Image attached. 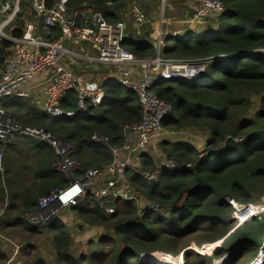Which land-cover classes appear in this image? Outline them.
Wrapping results in <instances>:
<instances>
[{"label": "trees", "instance_id": "16d2710c", "mask_svg": "<svg viewBox=\"0 0 264 264\" xmlns=\"http://www.w3.org/2000/svg\"><path fill=\"white\" fill-rule=\"evenodd\" d=\"M220 1L225 12L218 19L217 31L207 28L194 33L199 35L186 33L183 41H175L163 50L167 58L219 57L208 68L207 73L211 74L206 73L197 81H157L152 87L157 97L175 112L163 119L165 128L207 131L203 153L188 144L162 142L165 159L173 160L178 170H162L152 183L136 172L128 177L148 203L164 208L162 214L139 210L133 202H116L115 213L110 216L95 200L85 203L84 208L83 202L71 207L85 222L113 231L95 243L88 242V255L70 251L72 239L65 224L57 218L44 227L18 223L17 227L28 233L42 230L57 264H106L108 261L109 264H143L142 254L145 258H152L155 252L178 256L188 248L189 238H196L198 248L220 241L221 247L210 257L185 252L184 264H210L213 258L224 256L232 264H238L234 262L237 259L247 264L259 251L264 256V216L253 217L236 227L233 209L227 200L245 206L261 203L259 199L264 197V53L258 51L264 49V0ZM126 3L127 0H68L70 8L99 11L112 23L120 20L118 14ZM17 23L18 27L12 31L15 37L21 35L20 17ZM146 40L134 42L127 38L124 47L136 58L153 57L154 50ZM8 47V43L0 42V68ZM105 94L108 103L105 109L89 108L73 118L50 120L38 113L33 104L19 98L7 100L4 107L15 110L24 126L45 129L71 144V154L82 162V168L100 167L111 161L109 151L105 147H93L88 137L93 133L104 134L112 146L121 147V126L137 124L141 119L140 104L134 93L120 86H108ZM251 95L259 98L258 107L251 105ZM75 100L69 93L61 105L75 109ZM25 147V155L18 156L17 161L11 157L3 161L0 174V194H4L2 181L7 180L14 199L20 198L22 215L34 214L36 211H31L38 208L40 198L68 185L67 179L52 171V151L44 153L31 141ZM28 152L38 157L34 158L38 164L31 178L27 177L31 172ZM21 158L22 165L18 163ZM140 160L144 170L154 169L148 154H142ZM186 164L191 167L185 168ZM45 174L40 187L38 180ZM75 174L80 176L82 171L78 169ZM26 180L34 191L30 194L25 189L19 192ZM26 244V251L38 248ZM38 254L30 255L29 264H46ZM166 262L172 264L173 258Z\"/></svg>", "mask_w": 264, "mask_h": 264}, {"label": "built area", "instance_id": "2783aa9c", "mask_svg": "<svg viewBox=\"0 0 264 264\" xmlns=\"http://www.w3.org/2000/svg\"><path fill=\"white\" fill-rule=\"evenodd\" d=\"M24 1L26 0H0V42L9 44L0 68V146L4 148L23 138L45 143L54 151L52 168L70 180L65 187L52 190L47 196L40 198L38 211L25 214L23 221L29 225L44 227L57 218L61 210L76 206L86 197L93 198L109 216L115 213L116 202H133L140 204L141 208L162 214L158 204L139 202L141 193L130 186L128 171L136 172L141 169L140 156L149 154L152 141L157 144L168 141L176 143L179 139L189 141L197 139V136L194 131L189 130L177 133L166 131L162 121L175 112L169 104L157 97L153 84L160 80L197 81L207 73L213 59L219 57L164 56L161 51L162 41L184 36L181 33L162 36L167 13L173 12V4L182 0H155L157 21H150L152 33L143 32V25L151 17L147 15L151 6L146 5L145 0H136L125 11V15H130L133 19L134 42L146 38L151 46L154 43L153 57L145 59L134 57L124 47L125 40L132 35L128 32V23L123 19L108 22L99 11L70 8L68 0H52L49 6V0H28L29 9L24 13ZM224 12L220 0H198L193 9L192 20L196 25L205 27L196 30L197 32L186 33H199L207 28L217 31L218 19ZM19 17L23 27L21 35L15 37L12 31L16 29ZM258 51L264 53V49ZM42 74L44 76L38 78ZM89 75L100 78L94 80L88 78ZM108 83L136 95L141 119L137 124L121 126V147L112 146L110 138L104 134L93 133L88 137L90 144L100 145L109 151L111 161L100 167L91 165L82 168L81 162L71 154V144L45 129L24 126L17 115L4 107L7 100L19 98L33 104L37 111L47 117L73 118L76 113H84L89 108H103V102L107 101L105 84ZM69 93L76 99L75 109H65L61 105ZM1 167L2 153L0 169ZM190 167V164L185 165V168ZM78 169L82 171L80 176L74 174ZM165 169L176 171L178 166L165 159L159 166H154L152 171L142 168L141 177L152 183ZM105 174L113 176L104 184L98 185ZM228 201L236 208L237 205L232 200ZM260 213H264V204L254 215H243V219L256 217ZM207 247L210 245L201 246L200 253L197 254L201 256L210 251ZM261 255L263 253L259 251L251 264H263L264 257ZM14 264L18 262L15 261Z\"/></svg>", "mask_w": 264, "mask_h": 264}, {"label": "rangeland", "instance_id": "374dc122", "mask_svg": "<svg viewBox=\"0 0 264 264\" xmlns=\"http://www.w3.org/2000/svg\"><path fill=\"white\" fill-rule=\"evenodd\" d=\"M127 1H128V5L124 8V10H122V12H120L118 14V16H119L120 19H123L126 23H128V27H127L128 28V32L131 33V35H132V37L130 38V40H133L134 41V40H136V38L133 35V33H135V27H134L133 19H132V17L130 15H127L126 16L125 15V13H126L125 11H127V9L130 6V4L131 3H135L136 0H127ZM197 2H198V0H182L181 2H175L173 4L174 11L173 12H168L167 13V16L164 19L165 22H164V28L162 29V36L165 35V34H168V33H181V34H184V36L178 37V38L167 39V40L162 41L161 44L163 46V49L161 51L167 49L175 41H178V40L183 41V39L185 38V35H186V32L187 31H189V32H197L196 30L203 29V27H205L203 25H196L193 22V20H192L193 9H194V6L197 5ZM145 4L151 6V8L149 9V11H147V15H151V17L150 18H147V23H145L143 25V32L150 31L152 33V25H151L150 21L152 23H156V21H157V5L155 3V0H145ZM28 9H29V7H28V0H26L23 3L22 11L25 13V12H28ZM171 15H173V16H171ZM17 24L18 23L15 24V27H18ZM22 27H23V25H22ZM194 35H199V34H194ZM152 44L153 45L151 46V48L155 51V49L153 47L154 46V43H152ZM207 74L209 75V74H211V72L209 71ZM88 78H94V80H96V79H99L100 76L93 77V75H89ZM203 79H205V78H203ZM250 100H251V105L253 106V108L254 107H258L259 98L257 96L251 95L250 96ZM26 102H28V101H26ZM27 104L30 105L31 103L28 102ZM106 107H107V104L105 102L103 104V109H105ZM8 110L16 115V111L15 110H13V109H8ZM47 118L50 119V117H47ZM166 131L169 132V133H177V132H179V130H175L173 128H168V129L166 128ZM180 131H182V130H180ZM189 131H191V132L194 131L196 133L197 139H190L189 141H181L179 139L178 142H176V143H179V144H181V143H183V144H189L197 152L203 153L204 146H205V141L208 139V133H207V131H204V130H201V129H189ZM55 136H57V135H55ZM57 137H59V136H57ZM21 140L22 139L16 140L15 143L10 144V145H7L4 148H2L0 146V153H2V163L8 157H11V158L14 159V161H17L18 158L16 156V153L18 151H20V150H24L25 149V143L23 144V146L21 145L19 147V144H20V141ZM152 143H156V142L155 141H152L151 144ZM163 143L173 144V143H171L169 141L168 142H163ZM161 144H162L161 142H160V144H156V149H158V151H159L158 153H157V151H156V154H155V152H152L153 153V156H151V153L148 154V156L152 159V161H155L158 166L160 164H162L163 161L165 160V157H164V155L162 153V150H161V148H162L161 147ZM149 149H150V147H149ZM171 161H173V160H171ZM23 162H24V159L23 158H21V159L18 160V163L20 165H22ZM142 168L143 167H142V164H141V169H139L138 171H136V173L139 172L138 174H140V176H141V173H142L141 172ZM146 171H148V170H146ZM150 171H152V170H150ZM134 172L135 171H128L127 177L131 176L132 173H134ZM55 174H58V173L55 172ZM59 176H61V175H59ZM128 182L130 183V186L134 190H136L139 193H141V197L139 198V202H141V203H144V202L147 203L148 201L145 199V196H144L143 192H140L138 189H136V185L135 184H132L129 181V179H128ZM5 183H6V190L3 189V191L6 194L4 193L3 195L0 196V203H2V204H0V209L2 210L1 211L2 212L1 214L2 215L4 214V211H6V209H2L3 203L4 202L5 203H12L14 201L13 189L10 188V187H8V186H10V184L8 182L5 181ZM4 195L7 197L6 199H4V197H5ZM143 196H144V199H143ZM85 200H86V203H87V202H89L91 200L93 201L94 199L91 198V197H86ZM259 200H260L259 202H261V203H257V204H247L245 206H241V205H239V204H237L236 202L233 201L237 205L236 208H234L229 203V201H228V203L231 205V207L233 209L232 218L236 221V227L242 225L243 223H245L246 221H248L249 219H251V218L254 217V216H252L250 218L243 219V216H239L238 213H242L246 208L247 209L249 208L250 210H252V209L255 210V207L256 206L259 207V206L263 205L264 204V197L260 198ZM149 204H152V203H149ZM115 206H116V203H115ZM134 206L137 207L139 210H143L144 209V208H141V205L140 204L134 203ZM160 212L161 213H164L165 212V210H164L163 207L161 208V211ZM59 215H60V217L63 216L64 218H68V223L72 222V225H74L76 223H78L79 225H81L82 223L83 224L84 223H87L84 220H82L80 217H78L74 211H64V210H61L59 212L58 216ZM263 216H264V213H260L258 216L254 217V218L260 219ZM25 217H26V215H20L19 216V219L21 220V222H19V224H21V226H22V224H24V225H28V226H31V227H36V225H29L27 222H24L23 220L25 219ZM87 224H90V223H87ZM91 225H93V224H91ZM65 226H66V229H67L68 233H69V231L72 232V228L71 227H69L67 225H65ZM89 230H90V228L86 229V231H89ZM108 233L111 234L112 232H108ZM9 237H12L10 239L11 242H12L11 243V248H12V250L14 251V253L18 257V259L15 260V261L18 262V264H29V261H31V259H32V257L30 255H32L34 252L37 253V254L38 253H41V254H38V255H41V257L40 256L39 257L46 264H49V262H50V264H57L56 261H55V259H53V256L51 255V252L49 250L50 249V244L45 242L46 239H45V235L42 232V230H37L36 233H28L23 228L19 229V226H18L15 229L11 230V232L9 234ZM99 237H105V235L104 234L103 235L97 234L93 238L81 239L79 242L76 243V245L77 246H82L81 247V251H82L81 253L84 254V255H88L89 252H90V247H88L87 243L88 242L95 243L98 240ZM16 240H18V241H16ZM186 241H188V243H189L188 246H187L188 248L184 249V251L183 250L182 251L180 250L181 252H179L178 256L173 257V256H171L169 254H166V253L155 252V253H152L151 254V255H153L152 258H150V257L149 258H145V257H143V254H142L141 257H140V259L142 260V263L143 264H166L167 263L166 261H167L168 258H173L172 264H184L185 258H183V255H184V253L187 250H190V251H193V252H196V253H200V251H199L200 250L199 249L200 247L198 248V245H197V242H196V238H189ZM26 243H28L29 245H31V247L32 246H38V248H36V249L32 248L30 251L29 250L26 251V250H24L26 248V245H27ZM213 244H215V245L217 244L216 246L218 248H215V250H214V249H210L209 247H207L208 249H210V251H208L205 254H202L201 255L202 257H205V256L210 257V256H212L213 253H215L217 251V249L218 250L220 249V247H221L220 246L221 245V241L220 242L213 243ZM213 244H209V245L212 246V247H216V246H213ZM45 250H47L48 252L45 253L44 252ZM28 251L30 252V254H29ZM73 251H76V250H73ZM255 257L249 263H247V264H251V262L255 259ZM261 257L263 258L264 256L261 255ZM234 262H236L238 264H244V262L243 261H240V259H237V261H234ZM232 263L233 262L232 261L230 262V260H229V258H227V256H224L221 259L220 258H213L211 260V263L210 264H232ZM106 264H109V261Z\"/></svg>", "mask_w": 264, "mask_h": 264}, {"label": "crops", "instance_id": "0c3cea01", "mask_svg": "<svg viewBox=\"0 0 264 264\" xmlns=\"http://www.w3.org/2000/svg\"><path fill=\"white\" fill-rule=\"evenodd\" d=\"M44 75H40L38 78H41L43 77ZM108 86H118V85H115V84H108L106 85V87ZM26 102V100H23ZM106 102V104L108 105L107 101H104L103 104ZM8 110V109H7ZM38 113H41V114H44L42 113L41 111H37ZM51 119H54L52 117H50ZM55 120V119H54ZM29 141L32 142V144H34L36 147L38 148H41L43 149L42 151L44 153L46 152H49V151H52L53 154H54V151L51 147H49L48 145H46L45 143H41V142H38L36 140H33L31 138H24L20 141V144H19V147L24 143H28ZM156 144L157 143H152L150 145V149H149V153H151V156H153V153L152 152H155L156 154V151L157 153L159 152L158 149H156ZM189 145V144H188ZM191 146V145H190ZM27 147H25L24 150H20L16 153V156L18 158V156H23L25 155V150H26ZM27 158H28V161H27V164H28V167L31 169V172L28 174L27 177L31 178L33 173L36 171V167H37V164L38 162L35 161V159H38L37 156H35L33 153L31 152H28L27 154ZM35 158V159H34ZM83 160V159H82ZM51 161L50 160V165H51ZM82 163V162H81ZM154 165L155 166H158L157 163L155 161H153ZM52 167V166H51ZM52 171L53 173L55 174V172H57L56 170H54L52 168ZM2 173L1 169H0V174ZM58 173V172H57ZM59 174V173H58ZM58 174H55V175H58ZM75 174V173H74ZM2 175V174H1ZM61 175V174H59ZM58 175V176H59ZM76 175V174H75ZM112 174H105L103 175L99 182H98V185H101V184H104V182L110 178H112ZM46 177V174L45 176H40L41 179L38 180V183L40 185V187H42V181L43 179H45ZM61 177V176H60ZM62 178H65L68 180L69 182V177H66V176H62ZM3 179V178H2ZM4 179H7L6 177ZM7 182V180H4ZM4 184V185H3ZM22 184L24 185L21 190L19 192H22L25 190H28L29 194L34 192L32 190V187L30 186V181L29 180H26L25 182H22ZM2 187L4 190H6V183L2 181ZM5 193V192H4ZM6 194V193H5ZM3 195L2 193L0 194V196ZM5 196V195H4ZM7 197L5 196L4 199H6ZM19 199V202H20V198ZM18 199H14V201L12 203H3V207L2 209H6V211H4V214L2 215L1 213V209H0V264H13L15 262V260L18 259L17 255L14 253V251L12 250L11 248V238L12 237H9V234L11 232V230L15 229L18 225V221H19V216L23 214V208L18 204ZM87 200V199H86ZM86 200H82L81 203L83 202V205L81 206L82 208L85 207V203H86ZM2 204V203H0ZM64 211H72L71 207L69 208H65L63 209ZM37 212V208L33 209L31 211V213H34V212ZM35 212V213H36ZM70 218V217H69ZM58 220H61L63 224L69 226L72 228V232L69 231V236L71 237L72 239V246H71V249L70 251H72L73 253H81V247L82 246H77L76 243L79 242L81 239H89V238H93L94 236H96L97 234H100V235H107L109 234L108 232H113V231H110L108 228H104L102 226H97V225H91V224H87V223H82L81 225H79L78 223L72 225V222L68 223V218H64L63 216L60 217V215L57 217ZM68 227V228H69ZM90 228L89 231H86V229ZM112 234V233H111ZM18 241V240H16ZM88 242V241H87ZM86 242V243H87ZM85 243V244H86ZM84 244V245H85ZM25 247V246H24ZM28 246L26 245V248ZM73 250H76V251H73Z\"/></svg>", "mask_w": 264, "mask_h": 264}, {"label": "bare ground", "instance_id": "6f19581e", "mask_svg": "<svg viewBox=\"0 0 264 264\" xmlns=\"http://www.w3.org/2000/svg\"><path fill=\"white\" fill-rule=\"evenodd\" d=\"M160 81H164V80H160ZM108 84H113V83H108ZM108 84H105V86L106 85H108ZM52 118H54V117H52ZM54 119H58V118H54ZM93 147H100V145H93V144H91ZM259 209V208H258ZM258 209H255V210H250L249 208L247 209H245L242 213H238V215L239 216H243V215H246V214H251V215H254L255 214V212L258 210ZM217 245V244H216ZM215 244H213V246H216ZM210 249H214L215 250V248H218L217 246L216 247H212V246H210L209 247Z\"/></svg>", "mask_w": 264, "mask_h": 264}, {"label": "water", "instance_id": "95a60500", "mask_svg": "<svg viewBox=\"0 0 264 264\" xmlns=\"http://www.w3.org/2000/svg\"><path fill=\"white\" fill-rule=\"evenodd\" d=\"M216 60H218V58H214V59H213V62L216 61ZM227 200H228V199H227ZM229 200H230V199H229ZM188 251H190V250H187L186 252H188Z\"/></svg>", "mask_w": 264, "mask_h": 264}]
</instances>
